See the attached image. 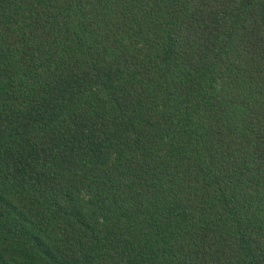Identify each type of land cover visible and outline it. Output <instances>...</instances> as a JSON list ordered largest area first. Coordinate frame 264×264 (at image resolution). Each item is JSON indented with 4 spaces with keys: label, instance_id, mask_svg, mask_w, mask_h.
I'll use <instances>...</instances> for the list:
<instances>
[{
    "label": "trees",
    "instance_id": "trees-1",
    "mask_svg": "<svg viewBox=\"0 0 264 264\" xmlns=\"http://www.w3.org/2000/svg\"><path fill=\"white\" fill-rule=\"evenodd\" d=\"M0 264H264V0H0Z\"/></svg>",
    "mask_w": 264,
    "mask_h": 264
}]
</instances>
